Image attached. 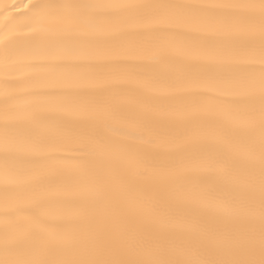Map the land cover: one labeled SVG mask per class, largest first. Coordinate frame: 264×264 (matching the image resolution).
Listing matches in <instances>:
<instances>
[{
  "label": "snow or ice",
  "instance_id": "snow-or-ice-1",
  "mask_svg": "<svg viewBox=\"0 0 264 264\" xmlns=\"http://www.w3.org/2000/svg\"><path fill=\"white\" fill-rule=\"evenodd\" d=\"M0 264H264V0H0Z\"/></svg>",
  "mask_w": 264,
  "mask_h": 264
},
{
  "label": "bare ground",
  "instance_id": "bare-ground-1",
  "mask_svg": "<svg viewBox=\"0 0 264 264\" xmlns=\"http://www.w3.org/2000/svg\"><path fill=\"white\" fill-rule=\"evenodd\" d=\"M6 2H10V0H6ZM5 14H8V13H5ZM152 158L153 159L163 158V154L156 153V154H154V156Z\"/></svg>",
  "mask_w": 264,
  "mask_h": 264
}]
</instances>
